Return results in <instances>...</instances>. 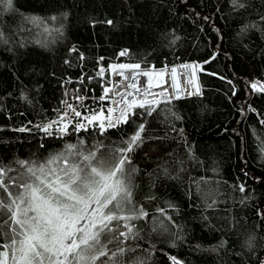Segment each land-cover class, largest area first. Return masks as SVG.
Segmentation results:
<instances>
[{"label":"trees","instance_id":"obj_1","mask_svg":"<svg viewBox=\"0 0 264 264\" xmlns=\"http://www.w3.org/2000/svg\"><path fill=\"white\" fill-rule=\"evenodd\" d=\"M242 2L244 9L232 0H13L11 10L0 3V166L13 169L5 179L27 175L17 161H43L68 144L83 141L87 150L102 142L101 152L124 147L145 123V142L126 167L136 169L133 202L148 216L132 221L140 237L125 242L132 250L117 257L120 264H172V256L182 264H259L264 93L251 83L264 84V30L241 29L253 22L264 28V0ZM190 62L199 65L200 95L160 100L151 116L135 108L128 123L106 131L99 119H84L108 116L100 97L110 65ZM52 121L58 123L51 134L37 127ZM77 122L87 130L75 131ZM65 125L66 134L58 131ZM249 237L251 250L244 245Z\"/></svg>","mask_w":264,"mask_h":264},{"label":"snow or ice","instance_id":"obj_2","mask_svg":"<svg viewBox=\"0 0 264 264\" xmlns=\"http://www.w3.org/2000/svg\"><path fill=\"white\" fill-rule=\"evenodd\" d=\"M12 2L13 0H0L9 10L12 9ZM232 4L239 9L246 7L242 0H232ZM29 19L36 27L44 25L43 30L50 33L53 29L47 27L48 20L55 22L58 18L52 16L48 20L41 17ZM260 20L264 21V15L260 16ZM106 23L112 24L113 21L108 20ZM253 28L264 30L260 23L253 22L245 24L241 32ZM54 30L60 31L59 28ZM126 54L127 50L120 52V56ZM109 67L113 71L121 70L119 75L125 81H135V75L124 76L123 70L140 69L141 65L121 63ZM180 67L185 71L192 70L186 84L194 91H188L187 88L183 90L187 91L188 95L200 94V86L194 78L195 69L199 65L182 64ZM103 72L104 69L101 68L98 74ZM171 72L175 81L177 69L173 67ZM143 75L148 76V71H144ZM148 86H151L150 77ZM129 87L140 91L133 82L126 85L124 92L116 93L123 99L115 103H123L125 107L120 109L115 120L112 118V114L116 112L115 108L108 109L107 117L94 113L84 119L89 124L99 119V128L106 131L107 128L128 123L130 114L136 115L132 111L135 108H143L146 114L151 116L155 111L151 106L153 102L147 99L127 100V96L132 95L127 91ZM173 87L177 92L181 91L175 83ZM251 88L264 93V84L258 81L252 82ZM109 91L110 89L105 88L100 99L104 100ZM68 107L75 117L81 116L72 105ZM65 117L67 113L60 117L61 121ZM57 123L52 121L37 127L51 134L49 130ZM73 127L75 131L87 130L83 122H77ZM25 130L19 129L21 132ZM58 131L66 134L67 125L60 127ZM145 131V123L139 124L135 132L122 142L124 147L107 148L104 152H101V148H104L102 142L86 150L83 147L84 142L80 141L79 145H66L63 152L50 155L43 161H17L25 169L26 176L21 173L17 177L5 179L7 173L13 169L10 166H0V264H120L117 257L132 250L123 246L125 242L140 237L141 229L132 221L148 216L142 207L138 208L133 202L131 177L136 169L126 167L132 164L129 153L144 144ZM13 188L18 191H13ZM240 190L244 191L242 185ZM159 211L164 214L163 209ZM167 219L171 221V217ZM160 227L164 231L168 230L163 222ZM253 241L254 237H249L244 245L251 250ZM109 245H115L114 249ZM170 259L172 264H182L175 256ZM136 264L144 262L138 260ZM259 264H264V259H261Z\"/></svg>","mask_w":264,"mask_h":264},{"label":"built area","instance_id":"obj_3","mask_svg":"<svg viewBox=\"0 0 264 264\" xmlns=\"http://www.w3.org/2000/svg\"><path fill=\"white\" fill-rule=\"evenodd\" d=\"M149 69L150 68H147V69L140 68V69H135V70H123L124 76L131 77L132 75H135V81H133L132 79L125 81L124 78L119 75V72L121 71L119 69L112 71L111 76H110V82H109V85L107 87L108 89H110V91L108 92L105 99L110 102V108L116 109V112H114L112 114L113 120H115L116 116L119 114L121 105L123 104V103H121V104L117 105L115 103V101H119V100L123 99V97L116 95V93L124 92L126 85H128V84L135 82L137 84V86L140 88V91H136V89H133L130 87L127 88V91L132 93V95H130V96L133 97V99H135L137 101L147 99L148 101L156 102L158 99L164 98L166 94H168V96H170L169 88H167V91L166 90L163 91L162 90L163 88H161L160 86L141 87V76L139 74H137V71H145V70H149ZM163 70L169 72L170 68L165 67V68H163ZM145 88H147V91H145ZM128 97L129 96H127V98Z\"/></svg>","mask_w":264,"mask_h":264},{"label":"rangeland","instance_id":"obj_4","mask_svg":"<svg viewBox=\"0 0 264 264\" xmlns=\"http://www.w3.org/2000/svg\"><path fill=\"white\" fill-rule=\"evenodd\" d=\"M145 71H148V73H149L148 76L143 75L144 71H138V74L141 76V87H149L148 81H149V77H150L151 78V86L150 87L160 86L161 88H163L162 89L163 91H165V90L167 91L168 87H167V84L165 82L167 73L165 70L153 68V69L145 70ZM165 97H168V94H166ZM131 100H134V99H129V101H131ZM124 107H125V105L123 104L121 109Z\"/></svg>","mask_w":264,"mask_h":264},{"label":"water","instance_id":"obj_5","mask_svg":"<svg viewBox=\"0 0 264 264\" xmlns=\"http://www.w3.org/2000/svg\"><path fill=\"white\" fill-rule=\"evenodd\" d=\"M188 64H195V65H198L196 62H190V63H188ZM173 67H175V68L177 69V72H176V80L173 81V79H172V85H174V83H175V84L178 85L179 88L181 89V91L177 92L176 89L173 87L174 90H175V98H176V99L186 98V97L183 95V93H182V83H181V79H180V69H179V66H178V65H174V66L171 67V69H172ZM184 70H185V69H184ZM191 71H192V70L190 69V70L185 71V72H186V74L189 76V73H190ZM171 78H172V72H171ZM194 78L196 79L198 85L200 86V94H201V93H202V89H201V81H200V75H199V67H197V68L195 69ZM193 91H194V90H193ZM200 94H198V95H200ZM198 95H192V96H198Z\"/></svg>","mask_w":264,"mask_h":264},{"label":"bare ground","instance_id":"obj_6","mask_svg":"<svg viewBox=\"0 0 264 264\" xmlns=\"http://www.w3.org/2000/svg\"><path fill=\"white\" fill-rule=\"evenodd\" d=\"M180 79H181V83H182V93H183V95L185 97L191 96V95H188L187 91L183 90V89L187 88L188 91H192V89L186 84L187 77L185 76V73L180 72ZM167 81H168L169 90L173 94L174 91H173L172 86H171V78H170V76H168Z\"/></svg>","mask_w":264,"mask_h":264}]
</instances>
